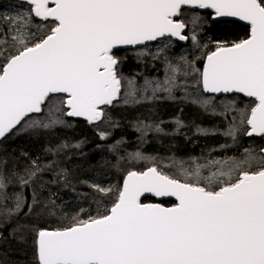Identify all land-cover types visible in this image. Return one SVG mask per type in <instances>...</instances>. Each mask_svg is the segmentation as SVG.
Segmentation results:
<instances>
[{"label": "snow or ice", "instance_id": "1", "mask_svg": "<svg viewBox=\"0 0 264 264\" xmlns=\"http://www.w3.org/2000/svg\"><path fill=\"white\" fill-rule=\"evenodd\" d=\"M30 15L49 22L40 36L17 23L10 37L11 51L0 49V138L25 130L63 124L61 116L103 121L102 106L121 95L122 77L114 50L145 46L175 37L199 46L198 35L185 32L178 19L185 8L211 9L216 18L234 17L248 25V37L239 42H218L206 53L197 72L205 93H242L254 98L242 123L245 135L264 137V0H27ZM193 23H202L199 15ZM221 21L217 20L216 23ZM158 49V59L163 48ZM138 55L148 53L141 49ZM173 75L152 88L168 92L176 86ZM153 82L145 81V90ZM128 96H135L128 80ZM55 94L59 99L53 100ZM213 98L197 99L203 107ZM128 101L126 100L125 103ZM63 106V108L61 107ZM45 108H48L45 115ZM182 122L177 121L178 126ZM156 131H162L156 126ZM236 129L226 135L235 138ZM101 139L107 134L100 133ZM248 153V150H245ZM135 158L142 159L140 153ZM256 157L244 161L193 159L180 167L183 179L158 166L128 171L112 206L104 214L74 218L67 227L39 229L37 264H264V149L258 170H250ZM27 177L42 168L32 161ZM244 165H249L248 168ZM208 174L203 175V170ZM26 187L28 179L20 177ZM108 194L112 189L93 185ZM8 180L0 171V201L10 199ZM175 197L172 206L144 203L141 197ZM19 209L23 197L17 195Z\"/></svg>", "mask_w": 264, "mask_h": 264}, {"label": "trees", "instance_id": "2", "mask_svg": "<svg viewBox=\"0 0 264 264\" xmlns=\"http://www.w3.org/2000/svg\"><path fill=\"white\" fill-rule=\"evenodd\" d=\"M4 2L22 6L29 15L26 21L19 22L0 14V49H5L6 55L12 50L10 37L18 34L17 23L23 31L40 36L47 31L49 22L34 20L27 4L0 0ZM200 17V25L193 23V16L185 22L190 31L198 35L199 46L193 45L203 57L215 49V42L230 44L248 37V28L238 23H213L207 14ZM182 57H176V62L171 60L166 66V76L173 75L171 65L178 67V73L184 78L181 95L177 96L180 102L175 99L174 91L169 97L160 98L149 87L145 90V83H140V87L135 85V96H128L130 86L126 83L120 102L105 109V119L94 126L61 116L63 124L13 132L0 142V171L7 176L10 197L6 203L0 201V264H37V231L67 227L74 218L104 214L115 202L128 171H143L155 165L183 179L174 161L186 162L185 167L193 159L201 164L226 159L242 162L249 153L256 157L250 170L259 169L264 137L246 138L247 126L242 123L255 102L233 95L218 99L211 96L212 103L207 107L196 103L198 98L209 97L200 90L198 73L193 71L196 87L188 76L194 61L187 55V58ZM143 60L139 58L138 63ZM134 63L135 60L129 59L123 67L129 76L136 75L137 71H132ZM133 81L138 83L136 79ZM44 111L47 115L48 108ZM207 114L213 115L211 123L203 120ZM177 121L182 122L181 125L178 126ZM156 126L162 131H156ZM230 128L236 129L235 138L226 135ZM101 132L107 134L106 139H101ZM136 153L143 158H135ZM32 161L43 171L28 178L27 170L33 168ZM208 171L204 169L203 175ZM20 177L28 179L26 187L21 185ZM98 180L112 191L108 194L97 191L93 181L98 185ZM18 194L23 197L19 209L15 199ZM150 202H153L150 198L144 200V203Z\"/></svg>", "mask_w": 264, "mask_h": 264}, {"label": "flooded vegetation", "instance_id": "3", "mask_svg": "<svg viewBox=\"0 0 264 264\" xmlns=\"http://www.w3.org/2000/svg\"><path fill=\"white\" fill-rule=\"evenodd\" d=\"M205 14L210 16L211 22L216 23V22L212 21V15L211 14L201 13L199 11H192L190 8L183 9L182 14L179 16L178 19L185 22L189 16H194V15L201 16V15H205ZM221 22H231V21H221ZM42 23H45V22H42ZM185 32L188 35H191L193 33L190 31L188 26L185 29ZM168 39H171V41H172L171 45L167 48H163V51L160 53L159 58L154 59L153 57L157 53L158 49L162 48ZM215 43L217 45L218 42H215ZM141 49H144L148 53V55H145V56L138 55V52ZM198 53H199L198 50L193 45V42L191 40H188V41L176 40L175 41L173 38H163L160 41H155L154 43L147 45L146 47H141V48L131 49V50L119 49V50L115 51L114 55L119 60L117 71H118V74L123 78L122 79V90H121V95H120L117 102L113 103V105L111 107H103L104 112H105V109L112 108L118 102H120V100L124 94V90L126 89V83H128V80L136 79V81L138 83L135 85H137V87H140V83L143 84V83H145L146 80L153 82L152 83L153 87H155L156 82L163 83V81L165 80L166 75H167L166 66H168V64L171 62V60L176 62L177 61L176 57H179V56L182 57L183 56L184 58H187L186 57V55H187V56H189V58H191L190 59L191 61L192 60L194 61L193 65H192L193 68L202 70L205 56L203 57L202 54L200 55V53H199V55H197ZM183 57L181 59H183ZM139 58L144 59L141 64L138 63ZM129 59L135 60L132 71L136 70L137 72H135L136 75H134V76H129V74H126L123 71V67H124V65H126V61H128ZM147 62L150 63V66L147 65ZM151 62H152V64H151ZM146 67H148L147 71H146ZM163 67H164V70H163ZM179 75L181 76L180 73H176V75H175L176 86L172 89V91L175 92V94H174L175 99H177V101L180 102L182 100H181V98H180V100H178L177 96L181 95L180 89L182 87V85H181L182 82H184V80H183L184 78H182V76L180 77ZM188 76L191 77L190 78L191 80H194L195 87H196L198 83H197V78L195 77V75H193V71L191 73H189ZM153 87L150 86L149 87L150 90H152ZM199 87H200L201 92L203 93L202 86H201L200 82H199ZM175 89L177 91H175ZM155 94L157 97H160V98H167L170 95L168 92H163V91H157ZM53 97H55V96H53Z\"/></svg>", "mask_w": 264, "mask_h": 264}, {"label": "water", "instance_id": "4", "mask_svg": "<svg viewBox=\"0 0 264 264\" xmlns=\"http://www.w3.org/2000/svg\"><path fill=\"white\" fill-rule=\"evenodd\" d=\"M9 1H16V2H19V3H24V4H27V5H29L30 7H31V5L27 2V0H9ZM192 11H199V12H201V13H209V14H211L212 15V21H214V22H216L217 20H219V21H231V22H235V23H238V24H240V25H242V26H244V27H247L248 28V25L246 24V22H244V21H240L238 18H234V17H226V18H216V17H214V12H213V10H211V9H191ZM179 18V17H178ZM33 19L34 20H36V21H40V22H45V21H43V20H41V19H39V18H34L33 17ZM167 38V37H166ZM175 41L177 40V38H175V37H172ZM161 39H163V38H161ZM155 41H151V42H147V45H150V44H152V43H154ZM146 45V46H147ZM141 47H145V46H136V47H133V46H121V47H119L118 49H115L114 50V52L115 51H117V50H119V49H121V50H131V49H137V48H141ZM204 64V63H203ZM202 86V85H201ZM204 93V95H206V96H212V97H214V98H222V97H230V96H233V95H238L240 98H242V99H244V100H253L254 102H255V100H254V98H251V97H246L244 94H242V93H228V94H223V93H221V94H213V93H205V92H203ZM54 96H60V94H55ZM118 101V100H117ZM117 101H114L113 103H115V102H117ZM112 105H110V106H102V107H111ZM68 119H71V120H79V121H83V122H85V123H87L88 125H91V126H94V125H96L97 123H99V122H101V121H99V122H95V123H89L86 119H84V118H69V117H67ZM247 126V125H246ZM248 127V126H247ZM11 134V133H10ZM10 134H7L6 135V137L7 136H9ZM6 137H4V138H0V142L2 141V140H4ZM246 138H249V139H251V138H261L260 136H255V135H253V136H251V137H249V136H247L246 135ZM125 178V177H124ZM124 178H123V180H124ZM123 180H122V183H121V186H120V188L122 187V184H123ZM146 196L148 197L147 199H152L153 200V202H150V203H163V202H165V203H171L169 206H172V204L175 202V197H163V198H161V197H154V196H151V194H146ZM141 199H142V201L144 202V200H145V197H141ZM165 206V205H164Z\"/></svg>", "mask_w": 264, "mask_h": 264}, {"label": "rangeland", "instance_id": "5", "mask_svg": "<svg viewBox=\"0 0 264 264\" xmlns=\"http://www.w3.org/2000/svg\"><path fill=\"white\" fill-rule=\"evenodd\" d=\"M0 14L4 15L6 18H12L13 20L19 22L26 21V18H28L29 16L27 11L22 6L11 5L8 2L0 3ZM207 97H211V96H207ZM203 120L204 122L211 123V121L213 120V115L211 114L204 115ZM93 183H95L94 185H97L96 182L93 181ZM98 183H99L98 186L100 187L102 186V188H107L106 186L103 185V183H101V180H98Z\"/></svg>", "mask_w": 264, "mask_h": 264}]
</instances>
